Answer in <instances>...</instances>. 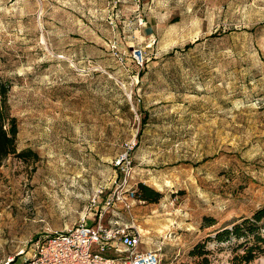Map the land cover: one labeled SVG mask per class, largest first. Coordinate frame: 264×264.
Returning <instances> with one entry per match:
<instances>
[{"label": "rangeland", "instance_id": "1", "mask_svg": "<svg viewBox=\"0 0 264 264\" xmlns=\"http://www.w3.org/2000/svg\"><path fill=\"white\" fill-rule=\"evenodd\" d=\"M0 76L31 152L0 165V264L99 212L193 264L264 204V0H0ZM125 177L157 201L106 207Z\"/></svg>", "mask_w": 264, "mask_h": 264}, {"label": "built area", "instance_id": "2", "mask_svg": "<svg viewBox=\"0 0 264 264\" xmlns=\"http://www.w3.org/2000/svg\"><path fill=\"white\" fill-rule=\"evenodd\" d=\"M133 56L140 61L141 51L135 50ZM135 199L136 190L125 177L105 205L130 211ZM103 218L104 212L95 213L69 229L44 234L35 240L31 256L21 264H160L159 249H141L142 235L134 224H104Z\"/></svg>", "mask_w": 264, "mask_h": 264}, {"label": "trees", "instance_id": "3", "mask_svg": "<svg viewBox=\"0 0 264 264\" xmlns=\"http://www.w3.org/2000/svg\"><path fill=\"white\" fill-rule=\"evenodd\" d=\"M9 88V83L0 76V165L10 156L24 160L31 156L30 150L20 152L17 150L18 122L11 112ZM158 197L159 194L150 187L144 184L138 186L136 198L154 203ZM214 224L213 219L203 217V227ZM263 229L264 204L255 209L249 217H241L209 233L202 242L193 245L188 252V257L193 264H210L212 254L226 250L229 255L228 264H254L255 261L264 257ZM209 243L216 246L215 250L208 248Z\"/></svg>", "mask_w": 264, "mask_h": 264}]
</instances>
